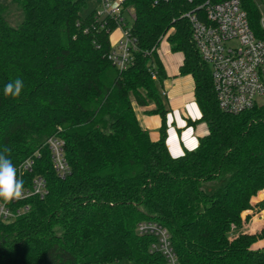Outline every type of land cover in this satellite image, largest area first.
Returning <instances> with one entry per match:
<instances>
[{"label":"trees","instance_id":"1","mask_svg":"<svg viewBox=\"0 0 264 264\" xmlns=\"http://www.w3.org/2000/svg\"><path fill=\"white\" fill-rule=\"evenodd\" d=\"M4 1L0 152L10 148L17 168L39 151L34 175L46 179L49 194L0 225V264H166L151 249L156 238L138 234L142 222L167 230L181 264H264V246L255 248L264 241V222L239 231L264 211V104L238 115L220 110L211 68L183 17L209 0H125L135 11L137 48L123 72L109 59L107 29L116 23L102 28L95 13L83 18L84 0H11L23 10L17 27L6 20ZM240 1L264 41L257 5ZM165 38L184 55L180 73L194 78L209 127L198 148L179 157L166 144V123L153 141L133 106L154 103L165 117L159 85L166 73L157 53ZM17 78L21 95L6 97L5 85ZM53 136L64 142L71 168L64 179L43 147ZM203 183L214 184L213 192Z\"/></svg>","mask_w":264,"mask_h":264},{"label":"built area","instance_id":"2","mask_svg":"<svg viewBox=\"0 0 264 264\" xmlns=\"http://www.w3.org/2000/svg\"><path fill=\"white\" fill-rule=\"evenodd\" d=\"M260 21L264 28V0H260ZM125 0H103V11L95 13L101 27L108 21L116 23L120 37L111 46L109 59L120 72L133 64V51L137 39L125 24L123 14ZM192 27L195 46L203 62L210 66L213 86L222 112L238 115L258 106L264 98V41L258 39L250 25L247 12L240 0L213 3L211 0L183 16ZM132 18L134 16L132 15ZM87 32V31H85ZM111 30L107 29V34ZM157 81L158 75L152 74ZM43 147L51 155L52 167L61 179L71 173L66 159L64 142L56 136L50 137ZM39 151L23 161L16 169L24 180V195L20 200L4 204L0 201V225L9 224L31 210L29 200H44L48 194V183L42 175H34ZM139 235H153L156 242L152 251L162 254L166 264H181L173 250L170 235L155 222H142L137 226Z\"/></svg>","mask_w":264,"mask_h":264},{"label":"crops","instance_id":"3","mask_svg":"<svg viewBox=\"0 0 264 264\" xmlns=\"http://www.w3.org/2000/svg\"><path fill=\"white\" fill-rule=\"evenodd\" d=\"M157 53L166 73L165 80L159 85V94L166 110L165 117L154 112L157 109L154 103L140 107L133 102V106L141 127L153 141L160 140L161 128L166 123V144L171 155L179 157L187 151L196 150L200 139L209 134V127L202 121V112L196 102L194 78L180 73L184 63L183 53L173 52L166 38ZM257 244L261 245L255 246L256 249L262 248L264 241Z\"/></svg>","mask_w":264,"mask_h":264},{"label":"rangeland","instance_id":"4","mask_svg":"<svg viewBox=\"0 0 264 264\" xmlns=\"http://www.w3.org/2000/svg\"><path fill=\"white\" fill-rule=\"evenodd\" d=\"M84 1L86 3V6H85L84 10L81 13L83 18H87L89 15H91L93 13H98V12H102L103 11V0H84ZM253 1L255 2L257 7H259V8L261 7L260 0H253ZM4 3H6V5L8 6L7 11L5 13L6 20L13 27L19 26L22 23V21H23V10L17 4L12 3L11 0H5ZM134 13H135L134 9L131 8V9H129V11H126L123 14V17L125 18V24L129 28H131L132 25H133L132 15L134 16ZM119 37H120V32H119V29L117 27L114 28L113 30H111V32L109 33L110 45H114V42ZM176 53L181 54V52H176ZM263 104H264V98H261L258 101V106L263 105ZM202 186L204 187L205 190H207L210 193H212L213 190L215 189L214 184H211V183H203ZM261 193H264V191L261 192ZM257 220H260V221L264 222V211L261 212L246 227H243V228L239 229V231L241 232V231H245V230L251 229L253 227V225H254V222L257 221ZM56 232L60 233V230L56 229ZM114 264H135V263L131 262V261H128V260H124V261L117 262V263H114Z\"/></svg>","mask_w":264,"mask_h":264},{"label":"clouds","instance_id":"5","mask_svg":"<svg viewBox=\"0 0 264 264\" xmlns=\"http://www.w3.org/2000/svg\"><path fill=\"white\" fill-rule=\"evenodd\" d=\"M24 87L20 78L8 83L4 87L6 97L18 98ZM11 149L4 147L0 152V201L4 204L20 200L24 195V180L17 174L16 166L10 159Z\"/></svg>","mask_w":264,"mask_h":264}]
</instances>
